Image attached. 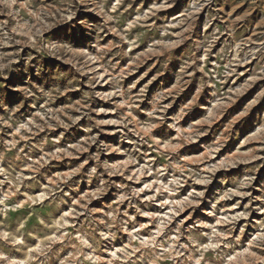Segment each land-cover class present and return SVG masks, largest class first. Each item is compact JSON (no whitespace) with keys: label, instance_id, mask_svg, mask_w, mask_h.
<instances>
[{"label":"rangeland","instance_id":"1","mask_svg":"<svg viewBox=\"0 0 264 264\" xmlns=\"http://www.w3.org/2000/svg\"><path fill=\"white\" fill-rule=\"evenodd\" d=\"M0 264H264V0H0Z\"/></svg>","mask_w":264,"mask_h":264}]
</instances>
